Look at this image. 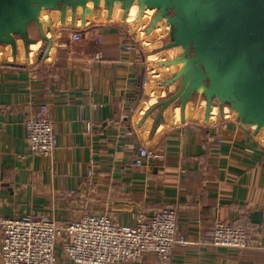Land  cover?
<instances>
[{
	"label": "crops",
	"instance_id": "1",
	"mask_svg": "<svg viewBox=\"0 0 264 264\" xmlns=\"http://www.w3.org/2000/svg\"><path fill=\"white\" fill-rule=\"evenodd\" d=\"M100 9L107 21L95 20L89 9L93 19L86 13L83 27L77 14L73 28L81 39L75 42L70 28L60 26L59 11L43 10L45 34L53 38L47 54L38 58L47 47L39 39L33 56L21 54L25 62L0 63V213L68 221L92 211L130 223L141 212L173 206L180 230L200 244L177 247L167 259L147 252L138 261L112 264H264V248L257 245L264 221L254 223L250 216L256 210L264 215V134L239 122L228 107L220 112L217 104L205 121L201 95L186 104L184 121L174 103L153 129L158 109L143 117L169 95L160 81L173 73L157 63L172 58L175 49L167 56L170 49L141 45L138 31ZM66 18L68 24L69 11ZM130 39L138 46L128 54L123 45ZM41 102L54 121L52 155L34 154L25 139L24 119ZM143 146L164 159L134 166ZM215 219L246 227L250 245H213ZM64 240L57 242L56 264H80L62 255Z\"/></svg>",
	"mask_w": 264,
	"mask_h": 264
},
{
	"label": "water",
	"instance_id": "2",
	"mask_svg": "<svg viewBox=\"0 0 264 264\" xmlns=\"http://www.w3.org/2000/svg\"><path fill=\"white\" fill-rule=\"evenodd\" d=\"M116 3L122 9V19L136 4V22L147 5H155L144 30L150 33L164 20L168 39L156 51L175 49L172 58L157 63L174 69L160 81L169 95L150 106L143 117L158 109L153 129L163 119V111L174 103L184 121L186 104L196 95L205 101V121L217 104L220 112L228 107L239 122L253 126L255 133L264 128V0H0V46L9 45L15 59L21 41L28 57L30 44L41 39L47 42L38 55L43 57L53 42L43 28V10L59 11L60 26L69 29L76 26L78 13L80 26H85L89 9L97 16L102 6L110 18ZM31 25L38 37L29 35ZM0 63L18 65L1 59ZM250 216L254 223L264 221L262 210Z\"/></svg>",
	"mask_w": 264,
	"mask_h": 264
},
{
	"label": "built area",
	"instance_id": "3",
	"mask_svg": "<svg viewBox=\"0 0 264 264\" xmlns=\"http://www.w3.org/2000/svg\"><path fill=\"white\" fill-rule=\"evenodd\" d=\"M70 42L81 39L76 28H70ZM98 42L101 37L98 36ZM134 39L123 45L128 54ZM97 57L101 51H97ZM25 139L34 154L52 155L56 148V131L50 108L41 102L24 119ZM164 154L146 146L139 147L133 157L134 166L162 161ZM93 172L88 171V177ZM70 194H74L71 190ZM198 235V234H197ZM190 232H182L175 207H165L151 214L139 213L130 223H120L105 212L86 211L79 218L58 221L32 214L4 216L0 213V264H56L58 240L62 255L80 264H112L138 261L147 252L167 259L177 248L198 245ZM211 243L216 246L243 249L250 245L249 231L241 225L215 219L211 227ZM257 245L264 248V238Z\"/></svg>",
	"mask_w": 264,
	"mask_h": 264
},
{
	"label": "bare ground",
	"instance_id": "4",
	"mask_svg": "<svg viewBox=\"0 0 264 264\" xmlns=\"http://www.w3.org/2000/svg\"><path fill=\"white\" fill-rule=\"evenodd\" d=\"M154 6L155 5H153V4H150V5H147L146 6V8H145V10H144V13H143V15H142V18H141V20L139 21V22H136L135 21V19H133V17H135L136 16V14H135V10L134 9H132L133 7L135 8V7H137V5L136 4H133L132 6H131V8H130V10H129V13H128V15L126 16V18L124 19V20H126L127 22H129L130 24H131V26H132V28L133 29H139V27H142V25H144V24H147V22L148 21H150V19H151V16H150V18L148 19V15L149 14H153V12H154ZM102 7V6H101ZM138 8V7H137ZM105 9V8H104ZM132 9V10H131ZM101 10V9H100ZM56 11V10H55ZM91 11V10H90ZM103 12H104V10H103ZM93 13V12H92ZM122 9H121V7L119 6V3H116L115 4V6H114V10H113V12H112V15H111V17L109 18L110 20H113V19H115V18H117V19H122ZM87 15H88V20H90V19H93V17L91 16V14L89 13V11L87 12ZM133 15V16H132ZM41 16H42V13H41ZM59 18V17H58ZM68 18V17H67ZM66 18V19H67ZM106 17H105V13H98V15L96 16V18H95V20H97V21H99V20H104ZM78 20V19H77ZM122 21V20H121ZM68 22V21H67ZM77 23V22H76ZM48 28V27H47ZM46 28V29H47ZM163 29H168V26H167V24H166V22L164 21V20H162V21H159L158 23H157V25L151 30V32L149 33V34H147L146 36H143V30L142 31H139L138 30V35L137 36H139V37H142V38H148V37H155V38H159L160 37V35L163 33ZM137 31V30H136ZM32 33H34V31H32ZM149 35V36H148ZM38 42H36V43H32V44H30V51H29V55H30V53H31V56H33V54H34V49H35V47H34V45H36ZM8 46L9 45H6L5 47H6V50H3L2 48H0V59L1 60H4V59H7L8 57H9V48H8ZM1 47V46H0ZM18 48H19V50H21L22 49V42L21 41H19V45H18ZM171 52H173V49H170L169 51H168V55L167 56H169L170 54H171ZM152 58L151 59H154V58H156V56L155 55H152L151 56ZM164 68H166L167 69V66H164ZM190 104V103H189ZM192 104V103H191ZM189 109V108H188ZM191 110V109H190ZM228 109H227V107H225V111H227ZM224 111V112H225ZM189 112V111H188ZM259 133H261V134H264V128H262L260 131H259Z\"/></svg>",
	"mask_w": 264,
	"mask_h": 264
},
{
	"label": "rangeland",
	"instance_id": "5",
	"mask_svg": "<svg viewBox=\"0 0 264 264\" xmlns=\"http://www.w3.org/2000/svg\"><path fill=\"white\" fill-rule=\"evenodd\" d=\"M132 9H134L135 10V14L137 13V7H133ZM131 9V10H132ZM152 15V13L151 14H149L147 17H148V19L150 18V16ZM133 16V15H132ZM133 19H135V17H133ZM122 20V21H121ZM117 19V18H115L114 20H111V21H118V22H121V23H128L129 25H130V27H132L131 26V24L129 23V22H127L126 20H124V19ZM103 21H107V19L105 18ZM147 24H148V22H147ZM147 24H144V25H142V27H139V29H136L137 31L139 30V31H142L143 29V27H145ZM47 28V27H46ZM35 27H34V25H31L30 26V28H29V34L31 35V37H38V34H37V32H35ZM135 29H134V31H136ZM32 31H34V33H32ZM46 31H50V28H47V30ZM136 31V32H137ZM144 31V33H143V36H146V34H149V33H146L145 32V30H143ZM163 31V33L160 35V37L159 38H155V37H148V38H146V39H143L142 37H139V38H137L136 37V35L134 36V37H136V39H137V41H138V43H140L141 45H144V44H146V46L145 47H151L152 48V46L153 47H160L161 45H163L166 41H167V39H168V29H163L162 30ZM135 32V33H136ZM149 36V35H148ZM39 43L40 42H38V44H36V45H34V47H35V49L34 50H36L37 49V47L39 46ZM158 43H160V44H158ZM158 44V45H157ZM0 48H2L3 50H6V47L5 46H1ZM8 48H9V57L7 58V59H4V60H9V61H13V62H16V63H20V61H23V62H25L23 59H22V55L24 54V48H23V45H22V49L21 50H19V48H18V51H17V56H16V58L15 59H13L12 58V55H11V48H10V46H8ZM151 48H149V49H151ZM173 52H174V50H173ZM173 52H171V53H173ZM22 54V55H21ZM146 61V63H147V68H148V70L150 69V61L148 60V57H147V60H145ZM169 69H174V68H169ZM147 70V71H148ZM148 76V75H147ZM147 82V80L145 79V80H143V84H145ZM229 109V108H228ZM229 111H230V109H229ZM232 112V111H231ZM233 113V112H232ZM233 115L235 116L236 114L235 113H233Z\"/></svg>",
	"mask_w": 264,
	"mask_h": 264
},
{
	"label": "trees",
	"instance_id": "6",
	"mask_svg": "<svg viewBox=\"0 0 264 264\" xmlns=\"http://www.w3.org/2000/svg\"><path fill=\"white\" fill-rule=\"evenodd\" d=\"M137 46H138L137 44H134V47H136V48H137ZM41 58H42V56H41V57H39V59H40V60H41ZM40 60H39V61H40ZM231 224H233V225H238V224H234V223H231Z\"/></svg>",
	"mask_w": 264,
	"mask_h": 264
}]
</instances>
